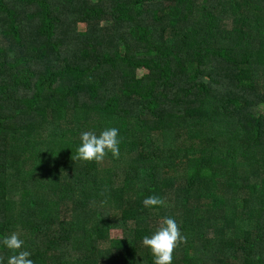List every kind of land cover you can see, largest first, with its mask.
<instances>
[{
  "label": "trees",
  "instance_id": "obj_1",
  "mask_svg": "<svg viewBox=\"0 0 264 264\" xmlns=\"http://www.w3.org/2000/svg\"><path fill=\"white\" fill-rule=\"evenodd\" d=\"M111 127L119 158L71 159ZM164 217L172 264H264V0H0V239L153 264Z\"/></svg>",
  "mask_w": 264,
  "mask_h": 264
},
{
  "label": "clouds",
  "instance_id": "obj_2",
  "mask_svg": "<svg viewBox=\"0 0 264 264\" xmlns=\"http://www.w3.org/2000/svg\"><path fill=\"white\" fill-rule=\"evenodd\" d=\"M119 129L115 127L105 128L99 134L89 130L80 133V144L72 155V160L83 162L102 163L105 157L111 153L113 158H119L121 143ZM145 208L166 206L162 197L149 195L142 200ZM121 239V238H120ZM187 242V237L180 231V226L175 219L164 217L151 235L142 238L143 246L147 247L152 256L153 264H172L173 252L181 244ZM24 241L13 232L0 239V246L8 250L7 264H34L30 259L31 253L23 250ZM5 258L0 256V264H4Z\"/></svg>",
  "mask_w": 264,
  "mask_h": 264
},
{
  "label": "rangeland",
  "instance_id": "obj_3",
  "mask_svg": "<svg viewBox=\"0 0 264 264\" xmlns=\"http://www.w3.org/2000/svg\"><path fill=\"white\" fill-rule=\"evenodd\" d=\"M76 28L78 31H83L84 30V25L79 23L76 25ZM144 71L143 70H137L136 71V76H140ZM166 206H170V202L166 201Z\"/></svg>",
  "mask_w": 264,
  "mask_h": 264
}]
</instances>
